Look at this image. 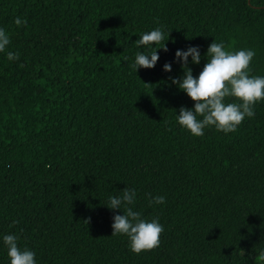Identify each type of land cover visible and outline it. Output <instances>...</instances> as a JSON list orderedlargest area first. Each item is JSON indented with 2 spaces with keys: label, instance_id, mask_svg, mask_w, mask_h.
<instances>
[{
  "label": "trees",
  "instance_id": "16d2710c",
  "mask_svg": "<svg viewBox=\"0 0 264 264\" xmlns=\"http://www.w3.org/2000/svg\"><path fill=\"white\" fill-rule=\"evenodd\" d=\"M158 26L167 51L136 72L135 41ZM0 27V236L37 264H264V102L235 132L193 136L176 113L195 101L171 84L177 49L199 46L198 76L214 39L254 50L250 75L264 76V0H0ZM127 186L164 226L139 254L105 205Z\"/></svg>",
  "mask_w": 264,
  "mask_h": 264
},
{
  "label": "clouds",
  "instance_id": "9594fccd",
  "mask_svg": "<svg viewBox=\"0 0 264 264\" xmlns=\"http://www.w3.org/2000/svg\"><path fill=\"white\" fill-rule=\"evenodd\" d=\"M14 22L20 26L26 20L17 17ZM164 40L165 30L162 26L139 33V39L135 41L136 47L143 48V51L135 54L130 67L136 72L141 67L153 68L159 60L157 49L164 48L167 51L166 43L157 47ZM9 44V34L0 27V52H5ZM204 55L207 63L199 75L194 76L189 65L200 64L202 57L199 46H189L186 50L177 49L175 52V59L180 63L183 74L179 78L172 77L171 84L195 101L191 108L180 107L179 114L176 113V122L193 136H203L205 128L208 127H214L216 131L224 134L235 132L246 118H254L255 105L264 102V76L250 75V64L255 51H230L226 49L223 41L217 43L214 39ZM6 56L9 61L20 59L18 53L11 51ZM163 68L167 72L172 71L171 63H165ZM229 97H234L239 102H226ZM136 196L135 188L127 186L122 195L109 196L105 205L112 210H123L122 215L113 216L111 235L126 236L130 250L139 254L160 246L164 226L158 217L149 220L134 210ZM165 202L164 196L157 195L150 199L149 204L160 205ZM19 240L20 237L15 234L0 236V243L7 250L9 264H37L36 253L21 246ZM259 260L264 262V254L259 256Z\"/></svg>",
  "mask_w": 264,
  "mask_h": 264
}]
</instances>
